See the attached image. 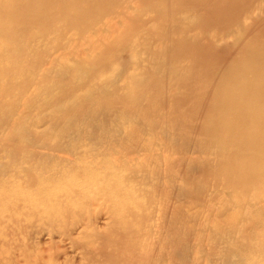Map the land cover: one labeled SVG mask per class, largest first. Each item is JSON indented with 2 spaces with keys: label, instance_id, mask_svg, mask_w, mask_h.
Masks as SVG:
<instances>
[{
  "label": "bare ground",
  "instance_id": "obj_1",
  "mask_svg": "<svg viewBox=\"0 0 264 264\" xmlns=\"http://www.w3.org/2000/svg\"><path fill=\"white\" fill-rule=\"evenodd\" d=\"M0 264H264V0H0Z\"/></svg>",
  "mask_w": 264,
  "mask_h": 264
},
{
  "label": "rangeland",
  "instance_id": "obj_2",
  "mask_svg": "<svg viewBox=\"0 0 264 264\" xmlns=\"http://www.w3.org/2000/svg\"><path fill=\"white\" fill-rule=\"evenodd\" d=\"M54 241H57V239H55ZM41 242V241H40ZM43 245H44V249H45V251H50L49 250V245H48V240H44L43 241ZM2 250H4V249H2ZM52 252V251H51ZM28 254H30L31 256H30V261L32 260V257L34 256L33 254H32V250H28V252H27Z\"/></svg>",
  "mask_w": 264,
  "mask_h": 264
}]
</instances>
